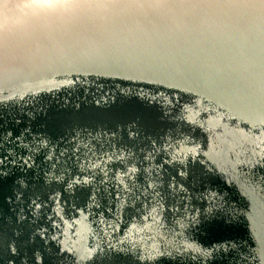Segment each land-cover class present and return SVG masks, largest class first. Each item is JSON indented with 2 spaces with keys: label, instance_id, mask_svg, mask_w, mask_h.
Returning <instances> with one entry per match:
<instances>
[{
  "label": "water",
  "instance_id": "95a60500",
  "mask_svg": "<svg viewBox=\"0 0 264 264\" xmlns=\"http://www.w3.org/2000/svg\"><path fill=\"white\" fill-rule=\"evenodd\" d=\"M0 264H264V0H0Z\"/></svg>",
  "mask_w": 264,
  "mask_h": 264
}]
</instances>
